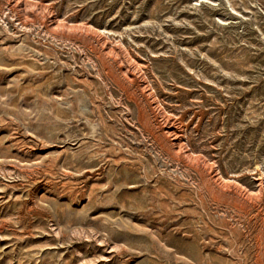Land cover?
<instances>
[{
	"label": "rangeland",
	"instance_id": "374dc122",
	"mask_svg": "<svg viewBox=\"0 0 264 264\" xmlns=\"http://www.w3.org/2000/svg\"><path fill=\"white\" fill-rule=\"evenodd\" d=\"M0 264H264V0H0Z\"/></svg>",
	"mask_w": 264,
	"mask_h": 264
},
{
	"label": "bare ground",
	"instance_id": "6f19581e",
	"mask_svg": "<svg viewBox=\"0 0 264 264\" xmlns=\"http://www.w3.org/2000/svg\"><path fill=\"white\" fill-rule=\"evenodd\" d=\"M202 171V170H201ZM224 185V184H223ZM219 189V188H218ZM225 191V190H224ZM224 193V192H223Z\"/></svg>",
	"mask_w": 264,
	"mask_h": 264
}]
</instances>
